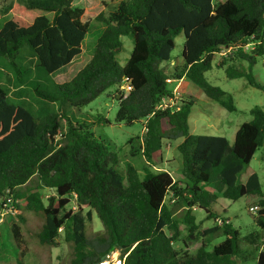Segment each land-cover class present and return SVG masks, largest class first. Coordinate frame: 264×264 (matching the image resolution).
I'll return each instance as SVG.
<instances>
[{
	"label": "trees",
	"instance_id": "16d2710c",
	"mask_svg": "<svg viewBox=\"0 0 264 264\" xmlns=\"http://www.w3.org/2000/svg\"><path fill=\"white\" fill-rule=\"evenodd\" d=\"M72 1L0 0V60L12 69L17 85L57 105L43 106L35 115L0 85V210L8 198L19 210L8 214L16 264H24L25 252L20 211L43 217L36 233L40 244L56 245L59 237L70 243L67 264H98L112 250L120 252L122 264H237L244 252L239 230L225 222L200 230L192 208L219 217L211 210L218 196L233 201L254 196L250 206L259 207L254 219L264 236L259 177L253 172L245 182L237 179L263 143L264 110L252 107V119L241 124L230 143L223 135L191 133L192 99H183L176 111L155 106L171 92L167 79L184 77L207 100L235 109L231 94L205 77L215 55L245 61L246 68L227 66V76L244 77L264 91L252 72L264 55V0H88L85 6ZM95 22L101 31L88 62L70 79L54 81L49 76L81 53ZM179 34L184 36L182 62L169 73L163 64ZM124 35L132 37L133 46L120 65L116 53ZM247 44L251 46L244 49ZM215 65L224 67L225 62L218 59ZM123 83L131 88L122 90ZM112 86L119 95L115 120H146L138 151L131 150L143 157L142 174L129 162L120 170L114 143L66 115L67 107L79 109ZM165 141H178L180 180L153 169L164 162ZM28 182L33 187L24 189ZM44 189L52 192L45 198ZM173 202L185 208L179 216ZM92 212L102 229L90 236L86 225ZM218 231L225 237L212 244ZM256 237L242 239L256 249V264H264V237L260 243ZM197 240L200 246L192 253L189 245Z\"/></svg>",
	"mask_w": 264,
	"mask_h": 264
},
{
	"label": "rangeland",
	"instance_id": "374dc122",
	"mask_svg": "<svg viewBox=\"0 0 264 264\" xmlns=\"http://www.w3.org/2000/svg\"><path fill=\"white\" fill-rule=\"evenodd\" d=\"M219 1L223 0H214L215 3ZM87 2L88 0H73L72 4L74 6H85ZM115 3L116 1L113 2V4ZM1 23L2 20H0V25ZM100 31L101 28L98 23H92V29L89 30V33L84 39L81 53L72 59L68 65L60 68L49 77L54 81L62 82L70 79L80 70L90 59L94 47L93 41ZM183 40V34L175 37V44L170 54V60L168 63L163 64L165 65L166 72L171 73L174 66L182 62L181 50ZM121 41L122 47L116 53V59L120 65H123L132 49L133 40L130 35H124L121 37ZM223 56H226V54ZM223 56L215 55L213 57L212 67L205 72V77L211 84L231 94L235 109L228 110L217 102L207 100L199 88L186 78L181 81L180 92L182 98L194 100L188 118L191 133L223 135L232 143L236 130L242 123L252 119L250 109L254 106H259L264 110V91L247 84L244 77L229 78L225 70L227 66L234 65L239 68H246L247 64L245 61L231 60L229 57L222 58ZM29 58L28 61L30 60ZM218 59L225 62L224 67H217L215 65ZM252 72L255 78L264 84V55L257 58L256 64L252 67ZM0 85L8 90L10 99L22 103L32 110L35 115L38 114L37 110L43 106L53 109L57 108L56 104L47 103L38 98L32 90L25 86L21 87L17 85L12 69L2 59L0 60ZM118 97L116 86H112L79 109L71 111L67 107L66 109L68 110L65 109L66 115L73 121L89 124L95 137L114 143L120 156V170L124 171L126 163L129 162L139 169L142 174L143 157L140 152L131 155V150H137L141 143L138 136L142 134L144 127L143 119L131 123L125 121L117 122L115 116L119 104ZM61 109L64 110L63 107ZM62 123L65 127L66 121L62 120ZM130 139H132V142L128 143ZM176 144L177 141H165L163 143L164 162L161 165L154 166L153 169L155 171L166 170L174 180H180L182 179V175L179 172L180 154L176 150ZM253 172L257 173L259 177L261 191L264 196V140L262 145L256 149L250 162L238 173V182H245L247 177ZM33 184V182H28L23 188H32ZM51 193L47 189L42 191L44 198ZM255 199L256 197L254 196L245 195L233 201L218 196L211 205V210L215 215L228 219V223H231L233 227L239 230L241 236L240 246L244 252L239 256L237 264H256V249L252 245L246 244V241L242 238L249 234H254V236H257V243H260L264 237L263 232L255 223L254 216L256 213L248 209L254 203ZM174 204L175 202L171 203L174 215L179 216L185 208L182 205ZM12 208L16 212L19 211L17 208ZM20 212L25 218V221L21 224V233L25 239L24 264H67L72 256L70 243L65 242L62 237H59L56 245L48 246L40 244L36 238V233L43 223V217L28 211ZM192 212L195 215L196 222L200 226V230L218 224L216 217L209 216L204 209L198 206L193 207ZM8 214L6 213L4 215V217L6 216V223L0 224V264H16L15 254L10 246L12 236L8 227L11 223V218L8 217ZM101 229L102 224L100 220L96 213L92 212L91 219L87 220V234L93 236ZM180 231L183 235L186 232L182 223L180 224ZM224 237L222 232L218 231L211 239V243H218ZM175 245L177 246L178 244ZM199 246V240L193 241L190 243L188 250L193 253ZM119 260H122L120 258V252L118 250H112L103 262L105 264H120Z\"/></svg>",
	"mask_w": 264,
	"mask_h": 264
},
{
	"label": "built area",
	"instance_id": "2783aa9c",
	"mask_svg": "<svg viewBox=\"0 0 264 264\" xmlns=\"http://www.w3.org/2000/svg\"><path fill=\"white\" fill-rule=\"evenodd\" d=\"M251 46V44H247L244 46V49H248ZM167 81L169 83H171V92L167 95H164L160 98V100L158 101L157 105L155 106L156 110H170V111H176L180 108L181 103L183 98L181 97V92H180V84L182 81V78L179 79H167ZM120 88L124 91H128L131 88V85L129 83H123L120 85ZM144 123V127L142 130V134L145 132L146 128H145V123L146 120H143ZM10 199H7V202L4 203V205L2 206L1 210H0V223L2 222V219L4 218V215L6 213H10V214H15L16 210L13 209L10 205ZM258 206L257 205H253L250 206L248 209L249 211L255 213L258 210ZM216 222L218 224H222L223 222L228 223L229 220H223V218L221 217H216ZM119 263L122 264V260H119ZM98 264H102V262L98 263Z\"/></svg>",
	"mask_w": 264,
	"mask_h": 264
},
{
	"label": "crops",
	"instance_id": "0c3cea01",
	"mask_svg": "<svg viewBox=\"0 0 264 264\" xmlns=\"http://www.w3.org/2000/svg\"><path fill=\"white\" fill-rule=\"evenodd\" d=\"M182 78V80L184 79V77H181ZM184 99V98H183ZM176 142V141H175ZM177 143H178V141H177Z\"/></svg>",
	"mask_w": 264,
	"mask_h": 264
},
{
	"label": "bare ground",
	"instance_id": "6f19581e",
	"mask_svg": "<svg viewBox=\"0 0 264 264\" xmlns=\"http://www.w3.org/2000/svg\"><path fill=\"white\" fill-rule=\"evenodd\" d=\"M103 263H104V262H103ZM103 263H102V264H103ZM104 264H105V263H104ZM106 264H107V263H106Z\"/></svg>",
	"mask_w": 264,
	"mask_h": 264
}]
</instances>
